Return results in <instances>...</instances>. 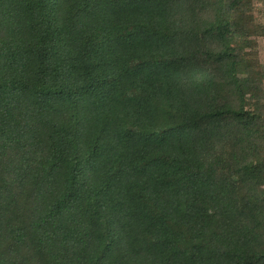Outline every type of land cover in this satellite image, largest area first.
Masks as SVG:
<instances>
[{
	"label": "trees",
	"instance_id": "1",
	"mask_svg": "<svg viewBox=\"0 0 264 264\" xmlns=\"http://www.w3.org/2000/svg\"><path fill=\"white\" fill-rule=\"evenodd\" d=\"M258 0H0V264H264Z\"/></svg>",
	"mask_w": 264,
	"mask_h": 264
},
{
	"label": "rangeland",
	"instance_id": "2",
	"mask_svg": "<svg viewBox=\"0 0 264 264\" xmlns=\"http://www.w3.org/2000/svg\"><path fill=\"white\" fill-rule=\"evenodd\" d=\"M257 10L262 14V20L264 23V0H258ZM259 50H260V60L264 64V37L259 39Z\"/></svg>",
	"mask_w": 264,
	"mask_h": 264
}]
</instances>
